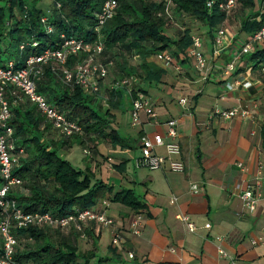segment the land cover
Masks as SVG:
<instances>
[{
  "label": "crops",
  "instance_id": "crops-1",
  "mask_svg": "<svg viewBox=\"0 0 264 264\" xmlns=\"http://www.w3.org/2000/svg\"><path fill=\"white\" fill-rule=\"evenodd\" d=\"M260 1L255 0L254 11L259 12ZM250 14L235 6L226 16L218 27L225 31V37L222 50L216 55L213 53L215 33L209 39L202 27V53L208 67L205 79L188 60L175 61L180 67L178 72L162 67L165 75L160 83L145 89V97L159 124L148 123L141 114V124L131 127V100L125 97L120 109L110 111L114 118L110 129L116 131L129 147L113 148L98 141L90 148L93 155H86L78 170L88 169L94 181L109 189L103 198L107 208L103 209L100 201L94 211L111 218L113 226L103 229L87 225L84 239L72 229L61 232L80 252L94 250V264L98 259L108 260L105 264H264V244H251L264 233V149L261 145L264 84L258 79V73L252 71L251 63L243 64L244 56L237 61L231 76L222 74L223 67L236 59L242 44L249 38L240 32L242 19L237 17L244 15L245 18ZM236 19L238 26L234 28ZM169 34L177 36L175 30H170ZM235 80L251 86L229 90L227 86ZM132 84H135L133 80ZM10 97L15 105L24 102ZM180 98L186 100V107L177 104ZM125 104L126 123L118 116ZM234 107L247 108L250 118L223 121L212 116L214 111ZM170 119L178 124L176 142L180 145L179 160L185 166L184 173L135 168L134 161L140 155V136L164 134L163 123ZM52 140L59 139L53 136ZM68 145L70 147V143ZM72 147L64 151L66 147L63 146L59 156L68 162L72 159ZM156 153L161 155L163 151L158 149ZM83 163L89 167H84ZM237 164H242L244 169H239ZM258 167L263 168L260 187L255 186ZM191 185H196L197 194L191 192ZM236 186H251L259 195L260 201L253 212L244 208ZM121 190L131 191L143 205L139 211L142 222L138 235H133L130 226L135 213L110 203L113 194ZM177 215L187 216L199 229L188 233L184 224L176 219ZM206 224L210 225L209 230L202 229ZM113 233H119L122 238V244L116 248L110 245ZM128 254L132 259L127 258Z\"/></svg>",
  "mask_w": 264,
  "mask_h": 264
},
{
  "label": "trees",
  "instance_id": "trees-1",
  "mask_svg": "<svg viewBox=\"0 0 264 264\" xmlns=\"http://www.w3.org/2000/svg\"><path fill=\"white\" fill-rule=\"evenodd\" d=\"M50 1L51 10L45 13L38 7L39 0H0V67L8 62L22 67L27 57L59 48L60 35L87 43L95 42L99 36L100 56L107 57L104 64L119 60L112 86H101L103 81L99 83L103 97L87 94L77 87H63L50 66L44 69L37 83V93L81 128L80 135L68 140L62 137V140H52L57 131L46 118L26 100L13 104L9 89L5 92L11 115L8 126L13 130L11 142L17 157L12 174L21 181L20 186L14 188L16 191L11 190V199L25 214L64 218L74 211L94 210L100 201H104L109 189L94 181L88 169H74L59 156L60 149L69 143L70 147H82L85 141L91 145L101 141L113 148H128L126 141L109 127L110 111L120 109L124 97L132 101L136 94L146 96L147 87L160 83L165 70L155 62L158 54L169 53L175 61L187 60L185 52L191 35L189 29L177 26L178 20L187 19L202 25L208 38L212 39L226 20V15L218 9V4L226 0H169V17L165 14V0H117L113 18L98 35L94 33L95 16L106 0ZM207 2L213 3L210 9L206 7ZM234 3L240 10L251 13L241 20L240 32L251 36L264 27V14L254 11L255 0H234ZM46 28L51 32L46 33ZM171 28L177 36L168 33ZM32 43L37 46L32 47ZM20 45H23L22 50H19ZM133 58L137 60L133 62ZM84 59V56L70 57L66 66L71 69ZM242 60L243 64L253 65L252 71L258 73V79L264 84V42ZM125 79H131L135 84L128 88L114 87ZM261 140L264 149V125ZM19 150H22L21 155H18ZM110 203L124 206L135 215L143 209L140 201L128 190L113 194ZM61 232L44 227L14 231L17 240L14 260L18 264L94 262V250L80 252L76 244ZM106 262L109 261L98 259L96 264Z\"/></svg>",
  "mask_w": 264,
  "mask_h": 264
},
{
  "label": "built area",
  "instance_id": "built-area-1",
  "mask_svg": "<svg viewBox=\"0 0 264 264\" xmlns=\"http://www.w3.org/2000/svg\"><path fill=\"white\" fill-rule=\"evenodd\" d=\"M212 5V2L206 3L208 9ZM116 7L117 0H106L104 2L100 11L95 16L96 25L94 33L98 35L101 28L113 18ZM169 8V0H165V14L168 17L170 15ZM234 8V0H226L218 4V9L226 16ZM258 11L260 14H264V0L260 1ZM41 22H44V20H41ZM50 32L51 29L46 28V33ZM224 37L225 31L223 29L220 28L215 32L213 41V53L215 55L222 50ZM60 41V46L57 49H46L38 55L27 57L22 67H16L13 62H8L3 67H0V179L2 182L0 185V264H18L14 260L17 240L13 232L16 230L30 227L54 228L61 231L72 229L81 239H84V229L87 225H96L103 229L113 226L111 218L107 217L103 212L94 210L74 211L73 214L64 218H54L48 214H25L16 206L10 196L11 190L18 188L21 181L12 174L16 159L13 157L14 146L11 142L13 130L8 126L11 115L8 102L5 98L6 90L9 89L10 95L14 97V100L21 101L23 99L34 106L38 113L51 124L52 128L63 139L68 140L80 135L81 128L76 122L68 120L63 114L48 105L45 99L37 93V83L42 78L44 69L50 66L63 87L69 89L77 87L87 94L97 95L99 83L106 79L109 67L112 66V63L104 65H96L94 63V58L100 56L102 53L99 36L93 43H87L74 37L66 38L62 35H60ZM263 42L264 27L249 36L248 40L242 44L236 59L223 67L222 74L224 76H231L235 72L239 58L252 53L254 48L262 45ZM31 46L36 47L37 45L32 43ZM22 49L23 45H20L19 50ZM81 56L85 57L83 62L77 63L71 69L67 68L66 64L70 57ZM185 56L192 68L197 73L203 75L205 79L208 67L202 53V41L200 37L191 35L190 45L185 52ZM155 61L164 69H172L175 72L180 71V67L176 65L174 58L169 53L158 54L155 57ZM262 72H264V69H262ZM131 82V79H125L116 83L114 87L128 88ZM250 86V83H242L239 80H235L227 88L229 90L238 87L248 89ZM177 104L180 107H186V100L180 98L177 100ZM141 114L146 117L148 123L152 125L159 124L149 100L142 94H136L135 98L131 101L129 111L131 127L141 124ZM212 116L218 117L223 121L247 120L250 118V111L245 107H234L224 111H214ZM177 125L176 120L170 119L163 123L165 127L164 134H154L151 136L143 134L140 136V155L134 161L135 168L148 171L167 169L171 173H184L185 166L179 160L181 154L180 145L176 142ZM158 149H161L163 154H157L156 150ZM21 154L22 150H19L18 155ZM237 167L244 169L242 164H237ZM262 171L263 168L258 167V178L255 182L256 187H260V178L263 176ZM236 189L240 193V199L244 208L248 212H253L260 201L259 195L254 193V188L251 186H245L244 188L236 186ZM190 190L193 194H197L198 192L196 185H191ZM100 204L103 209H106L108 206L105 200ZM176 219L184 224L188 233H195L199 229L185 215H177ZM141 222L142 217L139 214L132 219L130 226L133 235L139 234ZM202 229L209 230L210 225L206 224ZM121 241L120 234L113 233L110 245L114 248L119 247L122 244ZM251 244L253 246L264 244V233L259 239L251 241ZM220 254L225 257L223 252L220 251ZM127 258L129 260L132 259V255L128 254Z\"/></svg>",
  "mask_w": 264,
  "mask_h": 264
},
{
  "label": "rangeland",
  "instance_id": "rangeland-1",
  "mask_svg": "<svg viewBox=\"0 0 264 264\" xmlns=\"http://www.w3.org/2000/svg\"><path fill=\"white\" fill-rule=\"evenodd\" d=\"M1 5V3H0ZM38 6L39 8L43 11V12H47V11H50L51 10V1L50 0H39L38 2ZM244 15L242 16H239L237 17V19L241 18L243 19ZM237 19L234 22V25L233 27L234 28H237L238 26V22H237ZM178 24V25H177ZM176 25L179 26L180 28L182 29H189V32L191 35L193 36H198V37H203V29H202V25L196 23V22H193V21H190V20H187V19H182V20H178V23ZM172 30V28H171ZM204 30L206 31V29L204 28ZM170 33V31L168 32ZM84 60L80 61V62H83ZM119 60L117 59H113L111 60L112 62V66L111 68L109 69L108 71V74H107V77L106 79H104V81L101 83V86L103 85L104 87H111L112 86V82L115 80L114 78V75H115V65L117 64ZM107 62V57H102V56H98V57H95L94 58V63L96 65H104V63ZM134 62V60H133ZM77 64V63H76ZM133 86V84H132ZM96 96H99V97H103L104 94H103V90L102 89H99L98 93ZM103 105L104 102H103ZM105 107V106H104ZM126 109H127V104L124 105V108L121 109L119 112H118V116L121 120H123L125 123L127 122V114H126ZM112 112V110H111ZM114 119V118H112ZM110 123H111V120L109 119ZM54 138L55 139H59V140H62L61 137H59L58 135L54 134ZM65 149H63L64 151L66 150H69L70 147L69 145H65ZM92 145L88 142V141H85V144L82 146V147H79V146H73L72 147V159H69V164L74 168V169H78L80 168L79 167V163L80 161L82 160H85L87 157H85L86 155L88 156H92L93 153L91 151V148ZM87 152V153H86ZM14 159H16L17 157H15V154L13 155ZM84 164V167H89L87 166L85 163ZM90 169V168H89ZM83 170V169H82ZM17 189H14V191H16ZM13 191V192H14ZM138 195L137 191H136V196ZM94 264V262L92 263Z\"/></svg>",
  "mask_w": 264,
  "mask_h": 264
}]
</instances>
